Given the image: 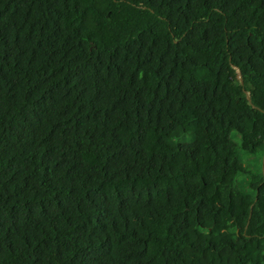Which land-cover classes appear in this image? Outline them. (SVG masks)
I'll return each instance as SVG.
<instances>
[{"label":"trees","instance_id":"1","mask_svg":"<svg viewBox=\"0 0 264 264\" xmlns=\"http://www.w3.org/2000/svg\"><path fill=\"white\" fill-rule=\"evenodd\" d=\"M260 110L264 0H0V264H264Z\"/></svg>","mask_w":264,"mask_h":264},{"label":"rangeland","instance_id":"2","mask_svg":"<svg viewBox=\"0 0 264 264\" xmlns=\"http://www.w3.org/2000/svg\"><path fill=\"white\" fill-rule=\"evenodd\" d=\"M197 139H202V131H197ZM231 139L240 145L241 140L237 132L231 133ZM194 140L193 136H185L181 139L175 141L174 143H189ZM238 159L239 163L244 169V174L240 176L239 182L243 185H248L253 182L252 176L258 175L262 171V161L263 156L260 153H247L243 151L240 147L238 148Z\"/></svg>","mask_w":264,"mask_h":264},{"label":"water","instance_id":"3","mask_svg":"<svg viewBox=\"0 0 264 264\" xmlns=\"http://www.w3.org/2000/svg\"><path fill=\"white\" fill-rule=\"evenodd\" d=\"M234 68L236 70V78L240 82V84L242 85L243 84V79H242L241 72H240L239 68H237V67H234ZM244 95H245L246 101L250 104V106L252 108H255V106L251 103V98H250L249 93L244 90ZM260 112L264 113L263 110H260Z\"/></svg>","mask_w":264,"mask_h":264}]
</instances>
